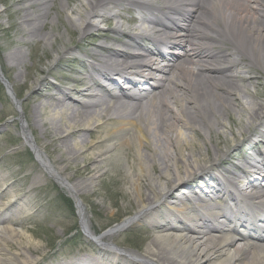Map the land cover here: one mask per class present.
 <instances>
[{
    "label": "bare ground",
    "instance_id": "obj_1",
    "mask_svg": "<svg viewBox=\"0 0 264 264\" xmlns=\"http://www.w3.org/2000/svg\"><path fill=\"white\" fill-rule=\"evenodd\" d=\"M123 1L151 14L138 12L136 35L129 34L123 48L105 49L96 45L88 55L97 59L98 65L83 63L82 69L87 74L67 76L72 83L67 90L57 87L55 94L43 95L39 89L45 77L34 74L31 85L39 89L26 102L33 104L32 109L27 115L18 109L25 144L30 145L41 169L74 198L80 227L100 246L93 260L79 257L54 264H264V230L253 224L264 219V186L256 181L257 176L264 177V155L261 152L244 155L242 161L250 168L219 170L236 152L243 151V145L254 149L264 143V102L259 100L262 93L256 91L250 98L246 85L242 84L245 76L235 73L250 72L246 60L264 69V0H160L161 4L157 0H22L21 24L26 33L37 35L49 20L50 11H55L50 18L52 24L60 19L56 8L59 4L66 10L68 25L80 34L97 27L95 18L108 23L118 19L111 29L115 36L105 37L121 41L119 19L124 14L120 4ZM31 7L37 8V14ZM154 11L160 12V17ZM104 34L96 32L94 36ZM40 36L48 46L55 45L51 31ZM145 37L160 48L147 50L138 40ZM69 46L61 44L55 50L56 62L61 63V54L73 50ZM171 47L180 48L185 59L178 61L175 54L168 52ZM101 49L105 53H100ZM19 51L8 54L10 66L22 65ZM159 57L167 61L163 66L157 64ZM75 60L64 61L71 71ZM144 69L149 73L138 81L131 75L141 74ZM38 72L41 74V70ZM24 75L26 79L32 77L26 69ZM100 77H104L108 86L112 85L111 94L103 89L106 82L99 83ZM0 80L7 84L9 94L16 100L1 66ZM122 82L128 91L117 92V88L123 89ZM140 83L146 86L141 87ZM135 87L139 90L129 93ZM72 91L82 99L74 102ZM245 96L249 101L243 103ZM41 98L44 100L39 101ZM46 114L48 119L44 118ZM32 117L34 120L42 117L43 146L35 142ZM105 119L113 127L101 139L104 147L97 150L92 164H88L85 151L100 145L95 132ZM91 125L93 131L88 141L84 130H91ZM251 129L255 140L249 138ZM197 134L208 142L203 152L196 144L200 137ZM238 138L243 143L229 151L227 143ZM57 148L59 154L54 158L51 154ZM132 149L134 159L125 164L126 183L136 202V216L153 229L139 252L119 251L109 242L113 230L129 225L135 217L98 235L90 224L79 190L80 186L105 179V173L96 171L108 152L123 151L127 159ZM79 159L84 162L82 168L76 167L73 175L68 174L70 164ZM214 169L219 170L218 175ZM35 171L40 174L38 168ZM82 171L88 174L83 176ZM20 178L13 173L0 175V185L8 179L12 181L0 191V199L10 196L11 187L19 185ZM42 179L44 175H36L32 183L39 184ZM203 182L205 187L201 188ZM184 190L195 194H186ZM212 194L223 204L213 199ZM26 210L13 198L0 204V264L34 261L21 248L10 252L5 245L8 241L20 244L25 237L24 232L13 226L20 218L28 217ZM231 222L234 227L229 225ZM238 223L245 226V232L243 228L242 233H237Z\"/></svg>",
    "mask_w": 264,
    "mask_h": 264
},
{
    "label": "rangeland",
    "instance_id": "obj_2",
    "mask_svg": "<svg viewBox=\"0 0 264 264\" xmlns=\"http://www.w3.org/2000/svg\"><path fill=\"white\" fill-rule=\"evenodd\" d=\"M21 1L0 0V66L4 72L6 82L11 86L14 99L19 102L18 106H15L11 94L9 95V91L7 92L6 88L0 83V175L8 176V174L13 173L21 177L20 179L22 180L19 182V185L11 187L12 192L10 196L0 199V204L13 198L23 205V209H27L26 215L28 217L20 218V222L13 226L25 234V237H22L21 243L8 241L5 245L10 252H17L21 248L25 255H29L31 259H34V261L32 260L28 264H54L55 261L66 263L79 257L93 260L98 256L100 248L97 243L82 233L80 218L77 215L73 198L48 173L41 169L30 147L25 144L22 138L18 109L22 113L25 112L26 115L32 109L33 104L26 105V102L29 96L39 89L31 85V81L36 77L35 75L45 77V81L41 84L39 91L47 96L55 94L57 87L67 90L72 84L68 82L67 76L75 78L80 76V74L86 75V70L82 69L83 63L85 66L88 64H98L96 63L98 62L97 59H93L88 55L89 52L94 51L96 45L118 46L116 41L105 37L106 34L115 36V33L111 29L118 19L110 20V23H108L95 18L97 27L88 30L85 34H80L75 27L68 25L66 10H63L57 4L56 8L60 14V19L52 24L50 18L54 16L55 11H50L49 20H46L44 28L39 30V33L34 36L26 33L22 27L21 15L23 13V5ZM58 1L60 0H56V2ZM120 4L123 8L121 12L124 13L123 18L119 19L121 32H123L120 36L121 41L126 42L128 41L126 34L136 33L135 25L139 23L137 20L138 15L136 11L134 12V10L127 8L130 6L126 1ZM36 9V7H31L30 10L34 11V14H37ZM49 31L53 33V38H56L53 47L48 46L40 36L44 32ZM96 32L105 34L95 37L94 34ZM63 43L66 46L70 44L71 46L69 47H73V50L61 54L62 57H59V59H62L61 63L56 62L54 60L55 50L60 49L61 44L64 45ZM141 43L154 49V45L148 40L142 39ZM13 50H20L19 52L22 54L23 63L19 67L16 65L10 66L12 64L7 60L8 54ZM100 53H105V49H101ZM70 58L76 59L71 63L73 71L64 62H68ZM245 62L250 72L241 74L235 71V73L245 76L246 79L242 84L246 85V89L250 95L248 96L252 98L255 96L256 91H258V93H262V97L259 96V100L264 102L263 66L250 64L247 60ZM162 63V60H159L158 64L161 65ZM30 64H34V67H30ZM24 69L29 72L31 71L32 77L26 79ZM38 70H41V74ZM103 80L101 78V81ZM234 80L236 83H239L237 78H234ZM258 82H261V85L258 86ZM103 89L108 94L112 92V87L110 86L103 87ZM119 90L120 88L116 89L117 92ZM72 95L75 99L74 102L82 99V96L76 92L74 93V91H72ZM246 99L249 101L246 96L241 101L244 103ZM42 100L44 98L39 99V101ZM41 118L40 120L31 118V123L33 122L31 128L35 136V142L39 146L44 145L43 136L45 137V134L43 135L45 127ZM44 118L48 119L47 114L44 115ZM103 121H105L103 125H100L98 129L95 128L96 139L100 140V145L97 144L85 151V160L88 164H92L93 156L97 150L104 147L105 142L101 139L113 127L111 121L107 119ZM90 128L91 130H84V135L88 141H90L88 136L93 131V125ZM225 130L229 138V131ZM232 130L236 132V127L233 126ZM249 132L251 134L249 138L251 137L252 140H255L256 138L253 135L252 129ZM117 134L122 135L123 133L119 132ZM112 135L115 136L116 134L112 133ZM244 137L246 139L248 135H244ZM111 139L112 136H110ZM195 141L203 152L204 145L208 142L203 141L202 135ZM242 143L240 138L236 141H229L227 149L229 151L235 150ZM258 146L260 149H258ZM48 149L49 147L45 150ZM59 150L57 148L51 154L52 157H57ZM260 150L264 151V144H258L251 150L248 147L243 148V152H236L229 159V162L225 164V167L231 170H238L237 165H242L244 155H250V153L256 154ZM131 152H133V149L128 154L127 159L124 157L123 151L113 150L108 152L106 160L99 165L96 171L97 173H105V179L100 182L95 180L90 186H80L79 190L81 191L80 198L88 210L87 215L90 224L98 235H101L107 228L120 224L126 218L135 217V220L124 229L116 231L109 242L118 248L139 252L142 250L143 245L147 243L148 237L151 236L149 232L153 233V229L144 225L140 217L136 216V202L131 196L128 184L126 183L128 168L125 164L134 159ZM83 165L84 162L80 159L75 163H71L67 171L68 174L73 175L74 169L76 167L82 168ZM36 168L39 169L40 174L36 173ZM87 174L88 171H82L81 175ZM36 175H44L45 179H42V182L39 184H34L32 183V178ZM257 181L264 183L263 178H258ZM11 182L8 179L5 184L0 185V191ZM90 189L93 191L88 193ZM185 193L188 194L189 191L186 190ZM70 197L72 200L69 199ZM29 246L31 250H29Z\"/></svg>",
    "mask_w": 264,
    "mask_h": 264
}]
</instances>
